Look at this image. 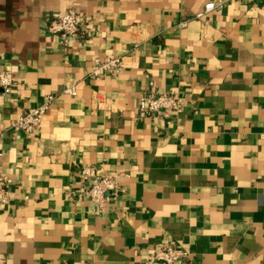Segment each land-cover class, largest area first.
<instances>
[{
	"label": "crops",
	"instance_id": "0c3cea01",
	"mask_svg": "<svg viewBox=\"0 0 264 264\" xmlns=\"http://www.w3.org/2000/svg\"><path fill=\"white\" fill-rule=\"evenodd\" d=\"M68 8L87 34L63 48L47 25ZM106 56L120 72L90 78ZM1 69L0 264H145L161 246L264 264V0H0ZM151 91L181 113L139 118ZM50 95L38 129L11 130ZM84 165L117 178L102 213L75 195Z\"/></svg>",
	"mask_w": 264,
	"mask_h": 264
},
{
	"label": "built area",
	"instance_id": "2783aa9c",
	"mask_svg": "<svg viewBox=\"0 0 264 264\" xmlns=\"http://www.w3.org/2000/svg\"><path fill=\"white\" fill-rule=\"evenodd\" d=\"M248 2H256L258 0H247ZM219 4L209 2L204 5L201 13L195 17L201 18L210 11L218 8ZM186 21L180 23V26H185ZM47 30L50 34L58 37L59 44L63 48H67L70 39L73 36H85L87 30L81 29V22L77 16L76 10L68 8L61 15L52 19ZM122 68V57L106 56L103 58H94L88 73L92 79H99L107 74L116 76ZM14 85V72L10 69L0 70V89L3 94L11 91ZM75 86L70 84L65 86L62 93L68 95L75 94ZM53 96H47L45 101L34 107H30L21 112L15 120L10 124L13 132H23L31 134L38 129L42 117L48 106L50 105ZM183 102L175 92H159L151 91L144 92L138 98L137 116L145 118L148 116L166 114L174 112L180 114L182 111ZM78 182L76 197L81 200L87 199L94 206V213L99 214L104 211L110 197L116 195L119 190L117 178L114 175H108L98 172L94 168L84 165L76 172ZM9 177L0 172V206L6 205L9 202ZM188 254L185 250L174 248L172 246H161L149 254L145 259V264H186Z\"/></svg>",
	"mask_w": 264,
	"mask_h": 264
}]
</instances>
